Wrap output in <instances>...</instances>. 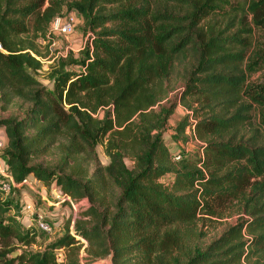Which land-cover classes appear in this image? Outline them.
Returning a JSON list of instances; mask_svg holds the SVG:
<instances>
[{"label": "trees", "instance_id": "trees-1", "mask_svg": "<svg viewBox=\"0 0 264 264\" xmlns=\"http://www.w3.org/2000/svg\"><path fill=\"white\" fill-rule=\"evenodd\" d=\"M72 12L90 43L57 59L49 88L36 77V41ZM256 29H264V0H0V99L31 104L22 119H0L9 176L0 175V264H82V239L88 264H264V134L251 119L264 111V80L248 81L264 71V50L244 66ZM182 63V99L199 109L176 131L190 127L203 146L174 162L165 137L174 106L153 107ZM58 136L67 140L62 165L35 163ZM104 142L107 165L97 153ZM83 152L94 164L84 175L75 168ZM31 175L89 201L75 235L36 251V232L23 229L2 190L10 177L17 190ZM235 212L239 221L202 247L206 222ZM18 247L27 250L14 258Z\"/></svg>", "mask_w": 264, "mask_h": 264}, {"label": "rangeland", "instance_id": "rangeland-1", "mask_svg": "<svg viewBox=\"0 0 264 264\" xmlns=\"http://www.w3.org/2000/svg\"><path fill=\"white\" fill-rule=\"evenodd\" d=\"M237 1L238 0H230L232 3H236ZM62 13L64 16L68 14L65 10ZM70 14H72L74 17V29L71 34H57L54 37L51 35L50 39L41 37L36 41L42 54L38 57L42 62V69L36 73V77L40 82L43 83V85L49 88L52 87L49 80V73L51 72L57 59L60 57H67L71 54L75 55V57L80 56V53L90 43L92 36V33L84 32L83 19L76 12H72ZM251 18L252 16L248 17V23L250 24L252 23ZM50 29L51 26L49 27L47 36ZM258 49L264 50V29H256L254 31L253 46L246 56L244 66L246 65L248 58ZM184 68L189 67H187V64L185 63L180 65L177 64L175 66L174 72L165 82V85L169 90L168 94L156 106L153 107L154 110L159 111L161 107L169 108L174 106V112L169 119L165 132L166 144L170 150V153H172L171 156L174 162H178L177 160L186 155H200L202 152L201 147L203 146V142L192 135V129L190 127H188L182 134H179L176 131L178 124L181 123L187 116H191L188 121L193 123L195 121L194 110L199 109L198 103H195L193 99H189L187 102H184L182 99L184 82L180 78L179 71L184 73ZM71 69L80 71V67L77 66L72 67ZM261 80H264V71H261L257 74L252 73L248 79L249 82L255 83ZM30 106V103L25 102L21 98L17 97L12 98L10 101L0 99V119L10 116H16L22 119L25 117ZM263 112L264 111L261 109L255 110L252 113L251 118L255 125L260 122L261 135L264 134V126L261 124ZM261 139L263 142L264 137ZM7 142V135H5L4 146L0 148V175H2V173L7 174L6 163L2 158V153ZM66 144L67 140L63 136L54 138V141L51 142L48 151L34 158L35 163L41 164L44 167L51 169L56 167L59 168V166L62 165V157L65 153ZM97 153L101 163L103 165H107L109 163V158L105 153V142L97 147ZM179 155L180 158L177 159ZM75 164L76 170H81L83 173L82 175H84L85 172L92 171L94 169L93 161L90 159L88 154L84 152L78 156L77 162ZM127 164L132 166V160L130 158H127ZM27 180L28 183L17 190L11 188L8 192L4 191V198L13 201L14 210L12 211V214L17 216V219L21 221L23 229L26 231L34 230L37 234V244L29 248V250H41L46 245L54 242L67 232H69L71 235H75L74 223L76 222V217L80 214L79 210H83L89 206V201L87 199L79 200V204H82L81 206L83 207H79L78 211L75 212L76 210L73 209L66 195L60 191V188L57 186L56 182H52L50 185H45L33 175L29 176ZM172 180L173 176H166L163 179V182L168 183ZM4 184H8V182L4 181ZM76 206L80 205L77 204ZM39 215L43 217L44 222L50 225V229H42L40 225L36 223V217ZM241 216L242 215L240 213L235 212L232 215H226L225 218L214 219L213 221L206 222V225L203 226V231L206 232V236L199 239L200 245L205 247L213 239L218 238L219 235H221V233H223L228 228V226L237 223ZM201 223L202 222L196 226V230H201ZM82 243H84V246L81 249L80 259L82 264H88L86 258L87 253L85 251L87 241L82 239ZM24 250H27V247H18L14 252H18L19 256L24 252ZM57 257L60 261H62L64 258L63 251H58ZM91 264L113 263L111 258H105L96 260Z\"/></svg>", "mask_w": 264, "mask_h": 264}, {"label": "built area", "instance_id": "built-area-1", "mask_svg": "<svg viewBox=\"0 0 264 264\" xmlns=\"http://www.w3.org/2000/svg\"><path fill=\"white\" fill-rule=\"evenodd\" d=\"M73 29H74V17L72 16V14H70L69 16H67L65 18L59 16V17H56L54 19V21L52 22L51 29L49 31L48 36L57 35V34L68 35V34H71L73 32ZM192 135L195 136L193 131H192ZM3 146H4V140L0 137V148H2ZM179 158H180V155L178 156L177 159H179ZM4 172H5V170H4ZM2 175L9 177L6 173L5 174L2 173ZM10 180H11L10 183L4 184L2 186L3 191L8 192L12 186H15V183H14L12 177H10ZM27 183H28V180L25 179L23 182V185H25ZM66 197H67L68 201L70 202L71 206L73 207V209L76 210L75 212L78 211L79 207L80 208L83 207V206H81L82 204H79L78 201H73L67 195H66ZM84 202H85V200H84ZM75 203H76V205L78 204L80 206H76ZM36 223H38V225H40V227L42 229L48 230L51 228L49 224L44 222L43 217H41L40 215L36 217Z\"/></svg>", "mask_w": 264, "mask_h": 264}, {"label": "crops", "instance_id": "crops-1", "mask_svg": "<svg viewBox=\"0 0 264 264\" xmlns=\"http://www.w3.org/2000/svg\"><path fill=\"white\" fill-rule=\"evenodd\" d=\"M5 135H6L5 130L0 129V137H1L3 140H4V138H5Z\"/></svg>", "mask_w": 264, "mask_h": 264}, {"label": "water", "instance_id": "water-1", "mask_svg": "<svg viewBox=\"0 0 264 264\" xmlns=\"http://www.w3.org/2000/svg\"><path fill=\"white\" fill-rule=\"evenodd\" d=\"M18 256V252H14V253H12V257H17Z\"/></svg>", "mask_w": 264, "mask_h": 264}]
</instances>
